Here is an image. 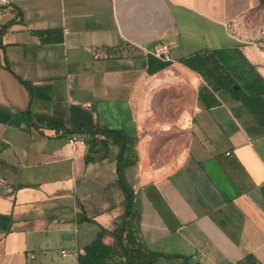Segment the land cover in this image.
I'll use <instances>...</instances> for the list:
<instances>
[{
  "label": "crops",
  "instance_id": "crops-1",
  "mask_svg": "<svg viewBox=\"0 0 264 264\" xmlns=\"http://www.w3.org/2000/svg\"><path fill=\"white\" fill-rule=\"evenodd\" d=\"M201 51L230 89L183 62ZM87 122L133 138L123 173L154 264H264V2L12 0L0 25V264H79L95 239L114 243L120 148L83 132L73 149Z\"/></svg>",
  "mask_w": 264,
  "mask_h": 264
},
{
  "label": "trees",
  "instance_id": "trees-1",
  "mask_svg": "<svg viewBox=\"0 0 264 264\" xmlns=\"http://www.w3.org/2000/svg\"><path fill=\"white\" fill-rule=\"evenodd\" d=\"M261 2H264V0H261ZM183 62L199 72H204L205 69L206 74L211 77V84L214 89H230L234 84L229 73L209 51L197 52L184 58ZM72 132H86L93 136L104 134L109 141L119 145L118 175L125 192L126 207L121 221L113 230L114 243L109 245L104 243L101 238L95 239L85 247V253L79 255V264H107L110 261L115 262L116 257L122 258L127 264H154L160 253L145 247L135 233L133 220L136 215L132 211L133 194L123 173L125 167L134 165L137 160L136 153L132 151L133 138L122 130L101 127L88 122ZM245 264L257 263L252 256H247Z\"/></svg>",
  "mask_w": 264,
  "mask_h": 264
},
{
  "label": "built area",
  "instance_id": "built-area-1",
  "mask_svg": "<svg viewBox=\"0 0 264 264\" xmlns=\"http://www.w3.org/2000/svg\"><path fill=\"white\" fill-rule=\"evenodd\" d=\"M11 3H12V0H0V25H1L4 14L11 7ZM156 54L165 59L170 58L168 46L166 44L158 47L156 49ZM85 105H90V103H85ZM67 142L73 149L84 147L87 144L85 136L79 133L70 134ZM62 253H65V250H62Z\"/></svg>",
  "mask_w": 264,
  "mask_h": 264
}]
</instances>
